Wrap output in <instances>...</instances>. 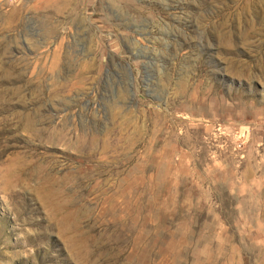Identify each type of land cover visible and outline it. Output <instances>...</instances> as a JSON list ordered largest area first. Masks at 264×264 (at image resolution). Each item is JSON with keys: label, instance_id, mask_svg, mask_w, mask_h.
I'll use <instances>...</instances> for the list:
<instances>
[{"label": "rangeland", "instance_id": "374dc122", "mask_svg": "<svg viewBox=\"0 0 264 264\" xmlns=\"http://www.w3.org/2000/svg\"><path fill=\"white\" fill-rule=\"evenodd\" d=\"M0 264H264V0H0Z\"/></svg>", "mask_w": 264, "mask_h": 264}]
</instances>
